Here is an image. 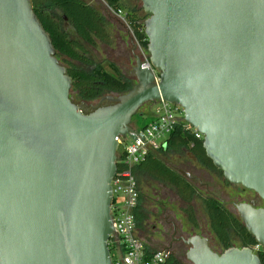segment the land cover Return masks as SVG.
Wrapping results in <instances>:
<instances>
[{
    "label": "water",
    "instance_id": "1",
    "mask_svg": "<svg viewBox=\"0 0 264 264\" xmlns=\"http://www.w3.org/2000/svg\"><path fill=\"white\" fill-rule=\"evenodd\" d=\"M140 2L149 62L136 56L135 84L84 113L33 1L0 0V264H113L116 137L160 99L183 108L225 180L264 201V0ZM234 205L264 248V207ZM180 239L191 264H262L250 246Z\"/></svg>",
    "mask_w": 264,
    "mask_h": 264
},
{
    "label": "trees",
    "instance_id": "2",
    "mask_svg": "<svg viewBox=\"0 0 264 264\" xmlns=\"http://www.w3.org/2000/svg\"><path fill=\"white\" fill-rule=\"evenodd\" d=\"M33 8L40 19L44 29L49 33L52 44L57 52V57H65L68 64L67 73L72 78L71 93L84 101H91L102 96L106 91L126 92L132 84L129 80L118 73H110L102 68L100 64L89 57L79 40L93 44L95 39L102 41L108 40L106 31V19L89 1L86 0H32ZM110 9L121 8L120 0H104ZM59 9L61 13L55 11ZM142 7L136 4L130 10L126 11V18L130 30L140 46L147 50V36L144 31L143 21L146 18L144 14H139ZM66 19V22L64 20ZM70 25L75 35L69 32L66 25ZM192 141V142H191ZM192 143V145H190ZM166 150H180L188 148L197 156L208 168H215L211 160L206 156L202 147V140L192 139L180 129L174 130L167 139ZM162 148L160 151H166ZM199 148L200 152L197 151ZM217 169V168H216ZM135 174L138 183L140 181L139 173L144 172L152 177L167 183L174 189L175 196H171L170 201L177 204L182 201L183 204L190 203L194 192V187L185 180V178L171 169L156 153H150L146 158L135 166ZM220 171V170H219ZM221 172V171H220ZM165 198V197H164ZM144 194L139 190L138 203L134 209L135 223L138 236L143 239L147 249L149 246L147 236L149 231L146 226L149 220V213L142 205ZM189 205V204H188ZM204 209L208 218V224L217 242L223 247V250L233 246L235 239L241 246L254 245V237L248 233L237 215L218 200L213 197L203 199ZM181 210L185 219L192 224H197V217L192 207L182 206ZM109 248L111 244L108 242ZM261 263L264 264V249L258 251ZM185 261L176 254H170L160 264H184Z\"/></svg>",
    "mask_w": 264,
    "mask_h": 264
},
{
    "label": "rangeland",
    "instance_id": "3",
    "mask_svg": "<svg viewBox=\"0 0 264 264\" xmlns=\"http://www.w3.org/2000/svg\"><path fill=\"white\" fill-rule=\"evenodd\" d=\"M89 1L100 13H102L106 19V31L108 32V40L102 41L99 39H95L93 44H89L83 40H79L83 47V51L91 57L96 64H100L102 68L110 73H118L122 77L129 80L132 86L135 84L134 77L131 74L132 66L135 65V57H132L130 54V49L134 48L135 53L140 57L141 60L148 62L149 55L147 50L143 48H139L137 39H135L133 33L122 23V21L114 14L113 9H110L104 0H86ZM121 8L126 12L130 10L133 5L136 4L137 7H141L140 0H120ZM56 12L61 13L59 9H55ZM139 14H144L143 9L139 11ZM145 15V14H144ZM146 16V15H145ZM66 28L69 29V32L72 35H75L73 28L70 25H66ZM60 62L64 66H68L65 57L58 58ZM123 63H127L129 66L125 68ZM125 92H112L106 91L102 96L112 95L114 97L119 94H123ZM100 96L97 99L91 101H84L78 98L75 94L71 93V99L76 104H82L86 108L96 106L98 102H100ZM111 104V103H110ZM150 111L151 106L149 103L142 105L137 112L132 116L131 123L135 124L138 128L146 125L150 120ZM157 155L168 164H171L176 167H182L190 165L189 154L184 149L180 150H166L159 151ZM196 165V164H195ZM191 166V165H190ZM208 171L212 178L214 187L216 189L220 188L224 189L229 193H236L239 189L238 186H234L232 184L226 183L220 171L205 169ZM191 172V170H190ZM140 181H139V189L144 194V200L142 201V205L145 206V209L148 211L150 217L146 222V226L149 234L152 236L159 237L156 233L152 232V225L155 227L162 229V222L164 214L162 212H166L168 215V219L174 222L175 225H178L184 228L187 232H191L193 234H201L209 238L211 246L218 252L223 251V247L217 242L213 233L211 232L208 224V218L206 215V211L203 205V199L208 197L204 188L201 186H194V192L192 195V200L190 203L186 205L182 203V201H178L176 203L169 202V198L174 194V189H172L167 183L158 180L151 175L140 172L139 173ZM202 181H205V177H202ZM214 188V189H215ZM165 197V198H164ZM189 204V205H188ZM182 206H190L194 210V214L197 217V224L192 226L186 219L183 211L181 210ZM162 210V212H161ZM168 230V224H165V230ZM181 229V228H180ZM139 233V231H138ZM147 240V239H146ZM148 241V240H147ZM233 246L241 247V245L233 239ZM166 244V241H163L162 244L152 247L162 248ZM187 251V248H183L181 252L183 255ZM111 255L115 254V249L111 246L110 249ZM184 264H191L189 261L185 260Z\"/></svg>",
    "mask_w": 264,
    "mask_h": 264
},
{
    "label": "built area",
    "instance_id": "4",
    "mask_svg": "<svg viewBox=\"0 0 264 264\" xmlns=\"http://www.w3.org/2000/svg\"><path fill=\"white\" fill-rule=\"evenodd\" d=\"M113 11L130 30L126 12L122 8ZM137 43L141 49L138 41ZM149 105L151 120L146 125L138 128L131 123L128 133L116 137L117 170L110 182L113 234L109 242L115 249L114 257L111 255L113 264H160L169 256V249H147L145 242L137 234L134 209L138 203L140 189L134 168L148 154L162 150L170 134L176 129L187 134L191 140L203 138V135L184 119V111L179 104L160 99L150 102ZM250 247L256 253L264 249L257 243Z\"/></svg>",
    "mask_w": 264,
    "mask_h": 264
},
{
    "label": "flooded vegetation",
    "instance_id": "5",
    "mask_svg": "<svg viewBox=\"0 0 264 264\" xmlns=\"http://www.w3.org/2000/svg\"><path fill=\"white\" fill-rule=\"evenodd\" d=\"M64 20L66 22L65 18H64ZM65 25H66V23H65ZM130 54L132 57L138 56L135 53L134 48L130 49ZM123 64H124L125 68L127 66H129L127 63H123ZM110 103H112V102L103 100L101 102H98L96 104V106L86 108L82 104H79V107L82 109V111L84 113H88V112L93 110V107L107 105ZM183 149H184V151H187V153L190 156L188 159H189L190 163H193V164H190L191 166L188 164V165L184 166L185 167V169H184L182 167H176V166H173V165L168 164V163H166V164L171 169H173L176 172H178L179 174H181L185 178V180H187V182L190 183L193 187L195 185L203 187L205 192L207 193L208 197H213L216 200H218L228 210L235 213L237 215V217H238V213H237L235 205H234L235 203L245 202V203H249L252 205L264 207V201H262L255 192L248 190L241 185L232 184L234 186H238V188H239L236 191V193H232V194L229 192H226L224 189H222V190L220 188L216 189L214 187L215 183L213 182V178H212L211 174L207 170L205 171V169H209V168L206 167L204 164L201 163V161L198 160L197 156L192 152V150H190L188 148H183ZM165 150H166V148H165ZM197 151L200 152L199 148L197 149ZM210 169L219 171V169H216V168H210ZM181 170L188 172L192 176V178L184 175L181 172ZM190 170H191V172H190ZM203 176L205 177V181H202ZM224 180H225V178H224ZM225 181H226V183L229 184V182L227 180H225ZM170 200L171 199H169V202H172ZM161 212H162V210H161ZM165 213L162 212V215L164 214L163 222L161 223L162 229H159V228L155 227L154 225H152V232L154 234L157 233L159 235V237L158 236L155 237V236H152V234H149L147 236L149 246L151 247V249H162V248L169 249L170 254H176L179 257H181L182 259L187 260L186 259V252L184 255L181 252L183 251V248L188 249V246L183 243V241L180 239V237L184 236L187 238V237L193 235V233L187 232L184 228H182L178 225H175L173 221L168 219V215H166ZM165 224L166 225L168 224V230L167 229L165 230ZM136 230H137V228H136ZM163 241H166V244L164 247H162V248L152 247V245L157 246V245L162 244Z\"/></svg>",
    "mask_w": 264,
    "mask_h": 264
}]
</instances>
